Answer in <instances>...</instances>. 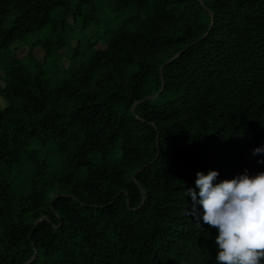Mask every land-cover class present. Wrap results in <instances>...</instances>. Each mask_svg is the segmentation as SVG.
Here are the masks:
<instances>
[{"label": "trees", "instance_id": "obj_1", "mask_svg": "<svg viewBox=\"0 0 264 264\" xmlns=\"http://www.w3.org/2000/svg\"><path fill=\"white\" fill-rule=\"evenodd\" d=\"M107 1L83 41L92 0H0V51L45 31L0 64V264H216L186 191L264 172V0Z\"/></svg>", "mask_w": 264, "mask_h": 264}, {"label": "clouds", "instance_id": "obj_2", "mask_svg": "<svg viewBox=\"0 0 264 264\" xmlns=\"http://www.w3.org/2000/svg\"><path fill=\"white\" fill-rule=\"evenodd\" d=\"M264 154V147H257L253 155ZM264 164V160H258ZM217 171L196 173L194 189L186 196L193 201L191 215L217 231L215 237L216 264H264V172L249 175L247 169L230 180L217 183ZM197 195L199 199L197 198ZM203 209L196 213V205Z\"/></svg>", "mask_w": 264, "mask_h": 264}, {"label": "rangeland", "instance_id": "obj_3", "mask_svg": "<svg viewBox=\"0 0 264 264\" xmlns=\"http://www.w3.org/2000/svg\"><path fill=\"white\" fill-rule=\"evenodd\" d=\"M92 4L94 5L93 10L91 11L93 16V22L89 25L85 30L74 33V36L83 38L85 41L87 38L94 33L95 30H102L104 27H111L116 25L118 22L122 20L128 13V10L125 9L120 12H115L113 10V5L107 0H92ZM88 7L83 9V12H87ZM80 19L78 18V23ZM68 22H71V18H68ZM78 23L74 26L77 30ZM45 34L44 30L34 33H30L25 36L22 42L15 41L12 43L11 47L6 51H0V64L3 63L7 58L11 56L20 57L21 61L24 63H28L29 60L26 57H23L28 44L36 37H42ZM67 44L64 45L63 48L59 49L57 55H51L50 57H46L43 63H40L43 59L44 52L40 46H35L32 49V54L34 59L40 63L42 75L44 78L54 81L55 79L59 80L63 77L62 69L67 67L70 63L67 55L69 47L71 48L75 44V40L72 39L67 41ZM105 45L102 41H97L95 43V48H104ZM56 58V59H55ZM56 68V69H55ZM0 74H2L0 72ZM0 84L2 81L0 80ZM0 103L3 105V101L0 100Z\"/></svg>", "mask_w": 264, "mask_h": 264}, {"label": "water", "instance_id": "obj_4", "mask_svg": "<svg viewBox=\"0 0 264 264\" xmlns=\"http://www.w3.org/2000/svg\"><path fill=\"white\" fill-rule=\"evenodd\" d=\"M199 2H200V0H198ZM200 5L210 14V17H211V22H212V14L210 13V11L205 7V5L202 3V2H200ZM207 33V31L205 32V34ZM204 34V35H205ZM197 40H195L194 42H196ZM194 42H191L190 44H188V45H191L192 43H194ZM188 45L187 46H185L184 48H182L179 52H182L186 47H188ZM178 52V53H179ZM171 59V58H170ZM169 59V60H170ZM169 60H167V61H169ZM166 61V62H167ZM166 62H164L163 63V65L166 63ZM160 69H161V67L158 69L159 70V74H160ZM161 88H162V81H161V84H160V88H159V91L161 90ZM157 95V93L154 95V96H145V97H143L141 100H139V101H143V100H148V99H152L153 97H155ZM132 179H134V177L132 176ZM65 194L64 193H60V194H56V195H54V196H52L51 197V199H50V202L54 199V198H56V197H58V196H64ZM41 219L39 218V219H37L36 221H35V223H34V225L38 222V221H40Z\"/></svg>", "mask_w": 264, "mask_h": 264}]
</instances>
